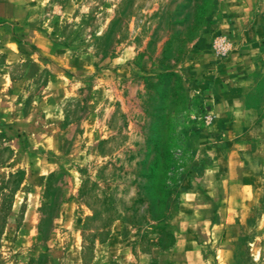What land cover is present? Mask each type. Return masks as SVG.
Segmentation results:
<instances>
[{
	"label": "rangeland",
	"instance_id": "1",
	"mask_svg": "<svg viewBox=\"0 0 264 264\" xmlns=\"http://www.w3.org/2000/svg\"><path fill=\"white\" fill-rule=\"evenodd\" d=\"M240 65L264 109V0H0V264H264Z\"/></svg>",
	"mask_w": 264,
	"mask_h": 264
},
{
	"label": "crops",
	"instance_id": "2",
	"mask_svg": "<svg viewBox=\"0 0 264 264\" xmlns=\"http://www.w3.org/2000/svg\"><path fill=\"white\" fill-rule=\"evenodd\" d=\"M249 68L250 67H245L242 65L237 69L240 70V72H234V75H232V78L234 77V81H237L235 84L237 89H232V91L234 90V95L236 96H234V99L232 96H230V100L228 101V104L226 102L225 106L228 108L226 110H228V128H230V131H232V128H243L246 123H248L250 118H255L256 120L257 118L262 117L264 113V109H256L253 107L250 108L245 103L246 94L250 92L249 86H251L254 82L252 78L248 77V75H245L243 72L249 70Z\"/></svg>",
	"mask_w": 264,
	"mask_h": 264
}]
</instances>
